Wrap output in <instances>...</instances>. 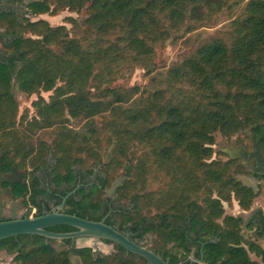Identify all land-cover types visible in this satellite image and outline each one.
Listing matches in <instances>:
<instances>
[{
  "label": "trees",
  "instance_id": "1",
  "mask_svg": "<svg viewBox=\"0 0 264 264\" xmlns=\"http://www.w3.org/2000/svg\"><path fill=\"white\" fill-rule=\"evenodd\" d=\"M223 1L10 0L26 11L0 8V157L4 172L26 173L15 190L29 199V210L57 208L68 196L65 213L106 219L168 264H191V224L220 239L205 246L206 264H264L252 233L255 223L264 225L263 212L246 222L224 208L234 197L249 211L263 193L244 186L237 179L244 168L214 148L217 134L230 140L244 133L264 150V0H238L245 5L225 36L200 41L179 62H159L163 45L194 34ZM84 9L89 17L81 24L68 18L76 37L65 26L28 19ZM94 40L103 43L96 50ZM136 69L145 71L147 85H116ZM14 88L38 95L33 117L26 111L18 119ZM42 92H52L49 101ZM119 176L116 196H106ZM160 176L168 182L153 187ZM55 242L18 236L0 241V251L14 254L16 264H79L71 253L83 264H148L109 241L111 255L70 240L58 251Z\"/></svg>",
  "mask_w": 264,
  "mask_h": 264
},
{
  "label": "rangeland",
  "instance_id": "2",
  "mask_svg": "<svg viewBox=\"0 0 264 264\" xmlns=\"http://www.w3.org/2000/svg\"><path fill=\"white\" fill-rule=\"evenodd\" d=\"M29 2L30 0H24L23 4H28ZM244 5L245 2H240L238 0H224L219 6H214L211 11L207 13V16L205 17L206 19L203 22L198 23V29L194 34L185 35L183 38H180L175 42L169 41L159 49L160 64H162L163 62L166 65H170L172 63L179 62L184 58V56L188 55L200 41L225 36L231 30V22L241 16V10ZM17 6L19 7L20 5ZM88 17L89 13L86 9H84L80 14L65 10L56 15L45 14L36 17L30 16L28 19L31 22L43 20L47 22L52 28L65 26L69 30L70 35L76 37L78 36V32H76V27H74V24H72V22L68 18H73L77 21L78 24H81ZM0 30L4 31V29ZM25 37L37 38L32 33H26ZM79 37L83 38L81 33H79ZM95 37L96 36L93 35L92 38L88 37V39L89 41H91ZM100 43L103 44L102 42L94 40V43H92L91 46L92 50H96L97 48H99L101 46ZM144 75L145 71L143 69H136L128 82L125 80H121L116 85H123L124 87H132L134 85H147L149 83V80L148 78H145ZM14 94L19 103L18 119H20V116L26 111L29 112V118L33 117L36 113L35 108L33 107V102L39 99L38 95H33L29 97L18 91L16 88H14ZM51 95L52 92L41 93V96L47 101H49ZM72 124L77 125L75 122H73ZM236 139H238V144H245L246 146H248L249 149L252 148L251 141L246 137L244 133L235 135L230 140H227L222 135L217 134L216 145L214 146L216 153H220V148L228 146ZM216 157L226 160L225 156H217L216 154L214 158ZM123 181V177H117L116 180L113 181L111 187L107 190L106 196H116L117 188L123 184ZM166 182H168L167 179L163 176H160L157 184L153 187L158 188L160 186H163V184H165ZM260 207H264V194H262L256 200V203L251 209L256 210V208L260 209ZM224 208L226 210V213L229 215L240 216L244 218L246 222L250 220L251 211H243L239 207L234 197L232 199L231 204L226 203L224 205ZM35 213L36 209L33 208L30 216H34ZM243 234L246 237L248 235V232L244 230ZM260 239V244L264 247V238ZM73 245L77 248H92L95 252L100 253L102 255H111L116 252L113 244H107L102 241L96 242L94 239L90 238L77 239ZM54 247L58 251L68 250V246L65 245L63 241H56L54 243ZM14 257V254H9L6 251H2L0 252V264H16L13 261ZM70 258L73 263L83 264L82 259L78 255L71 253Z\"/></svg>",
  "mask_w": 264,
  "mask_h": 264
},
{
  "label": "water",
  "instance_id": "3",
  "mask_svg": "<svg viewBox=\"0 0 264 264\" xmlns=\"http://www.w3.org/2000/svg\"><path fill=\"white\" fill-rule=\"evenodd\" d=\"M248 134L251 135L250 130H248ZM251 140L254 145V152L252 153L247 151L246 146H236L234 144L220 148V152L227 155L229 160H240V164L244 165V161L247 159L243 157V154L253 156L258 151V142L252 136ZM24 177L25 172L18 170L16 167H14L11 172L5 173L3 171V159L0 157V241L18 236L33 235L53 241L70 240L73 245L77 239L90 238L94 239L96 242L109 241L117 244L128 252L144 258L148 264H168V261L164 260V255H159L148 250L143 246V242L140 240H132V234L130 232L122 233L106 224V219L91 221L65 213L64 208L68 196L63 199L62 204L53 212H44L41 215L25 216L22 218H18L13 214L9 220L3 221V199L5 196L8 197L12 195V189L3 188V184L14 185L24 181ZM238 180L243 183L244 186L251 187L248 178L238 177ZM57 226H69L76 231L56 233L48 230ZM197 264H204V260Z\"/></svg>",
  "mask_w": 264,
  "mask_h": 264
},
{
  "label": "flooded vegetation",
  "instance_id": "4",
  "mask_svg": "<svg viewBox=\"0 0 264 264\" xmlns=\"http://www.w3.org/2000/svg\"><path fill=\"white\" fill-rule=\"evenodd\" d=\"M14 7L17 10H23L24 12L26 11V9H23L24 7H22L21 5L18 6H13L10 2V0H0V8H8V7ZM234 144L236 146H246L245 144H238V139L234 140L232 143H230L229 145ZM228 145V146H229ZM247 147V151L249 153L254 152V145L252 142V148L249 149L248 146ZM227 156V155H226ZM228 157V156H227ZM243 157H245L247 160L244 161V165L240 164V160H237L239 165H241L244 170H245V174L242 175H238V177H246L249 179L250 183H251V189L258 194L259 191H262V193L264 194V150H261L258 146V151L253 155H247V154H243ZM12 171V170H11ZM10 171V172H11ZM5 173H9V172H5ZM26 176V173H25ZM25 180V177H24ZM24 181L20 182L23 183ZM20 183H16L14 185H9V184H3V188H11L12 189V195L11 196H5V198L3 199V203H4V212L2 214L3 221L9 220L11 215H16L18 218H22L25 216H30L31 215V211L29 210V206H28V202L29 199L26 196H18L17 192L15 190V186L20 184ZM79 188V186L77 187ZM76 192V190H74ZM74 191H72L70 194L75 193ZM256 203V202H255ZM254 203V204H255ZM58 207V206H57ZM253 208V207H252ZM36 209V213L34 216L36 215H41L44 212H53L55 211L57 208L56 207H52L49 210L45 205L41 208H35ZM251 214H250V219H252L253 216H255L257 214L258 211H262L263 212V216H264V207H260L256 208V210L251 209ZM191 223V219H188L187 224ZM264 225L260 224V223H255V227L252 230V233H256V237L259 238V242H260V238H264ZM248 232V229H245ZM186 235L189 237L190 239V255L188 258V261L191 264H197L198 262L204 260V264H206V259H205V254L203 252L205 246L208 243H217L220 242V239H218L215 236H211L208 237L204 234H200L199 233V229L197 231L194 230V228L191 226L188 227V231H186ZM138 240V239H136ZM2 252V251H0ZM204 255V256H203ZM251 259L253 261L256 262H260L259 258L256 257L254 254H251Z\"/></svg>",
  "mask_w": 264,
  "mask_h": 264
}]
</instances>
